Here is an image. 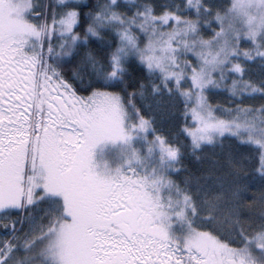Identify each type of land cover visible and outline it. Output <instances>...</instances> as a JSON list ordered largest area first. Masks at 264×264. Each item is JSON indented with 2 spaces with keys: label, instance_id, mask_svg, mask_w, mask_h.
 Listing matches in <instances>:
<instances>
[{
  "label": "snow or ice",
  "instance_id": "snow-or-ice-1",
  "mask_svg": "<svg viewBox=\"0 0 264 264\" xmlns=\"http://www.w3.org/2000/svg\"><path fill=\"white\" fill-rule=\"evenodd\" d=\"M0 229V264H264V0H0Z\"/></svg>",
  "mask_w": 264,
  "mask_h": 264
},
{
  "label": "trees",
  "instance_id": "trees-1",
  "mask_svg": "<svg viewBox=\"0 0 264 264\" xmlns=\"http://www.w3.org/2000/svg\"><path fill=\"white\" fill-rule=\"evenodd\" d=\"M45 3H50V4H55L56 0H44ZM96 0H85L83 2H80L82 5L83 4H93L95 3ZM103 2V0H101ZM122 2H125V0H122ZM126 2H133V0H126ZM139 2H143V0H139ZM160 2H164V0H160ZM175 2L180 3L181 0H175ZM224 3H231V0H223ZM50 21V20H49ZM211 35V32L209 31L205 38H208ZM67 59V57L65 58ZM253 68L255 69V65H253ZM258 71V70H257ZM130 72H132L133 76H135L138 73V68L136 65H133L130 68ZM258 78V77H256ZM209 103L215 105V104H223L225 107H232V104L230 102V97L227 92H222L219 95H216L214 98L209 99ZM257 106L259 104V101L256 102ZM139 106V102H138ZM219 115V113H217ZM156 133L155 135H162L165 138H171L172 140H177L181 143H185L187 141L186 135L181 134V129L184 127L183 119L182 118H176L173 116L168 115L167 112H161L156 114ZM223 118V117H222ZM149 137L150 139L152 138L153 133L151 130H149ZM236 146L238 147L239 151L246 153V154H251V155H256L257 162H258V155H257V150L250 145H245V144H240L239 142H235ZM183 163L187 165L190 169H194L197 167L195 162L191 158H185L183 160ZM184 173L182 172H174L172 173V179L176 180L177 182H180L183 178ZM15 216V213L12 214ZM7 234L5 235L4 238L1 240H4L6 238ZM1 237V234H0Z\"/></svg>",
  "mask_w": 264,
  "mask_h": 264
},
{
  "label": "rangeland",
  "instance_id": "rangeland-1",
  "mask_svg": "<svg viewBox=\"0 0 264 264\" xmlns=\"http://www.w3.org/2000/svg\"><path fill=\"white\" fill-rule=\"evenodd\" d=\"M83 1L85 0H79V2ZM148 135L149 133L146 132H135L129 137L127 143L117 140L105 141L98 144L93 150V164L95 165L96 171L99 174L106 175L114 171L117 167H122L130 148H135L141 154H144L147 146L145 137ZM0 234L1 240L7 233L0 229Z\"/></svg>",
  "mask_w": 264,
  "mask_h": 264
}]
</instances>
